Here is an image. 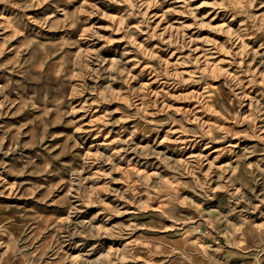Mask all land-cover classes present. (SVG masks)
<instances>
[{"label": "rangeland", "instance_id": "1", "mask_svg": "<svg viewBox=\"0 0 264 264\" xmlns=\"http://www.w3.org/2000/svg\"><path fill=\"white\" fill-rule=\"evenodd\" d=\"M0 264H264V0H0Z\"/></svg>", "mask_w": 264, "mask_h": 264}]
</instances>
